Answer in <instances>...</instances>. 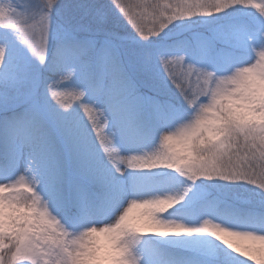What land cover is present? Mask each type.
Segmentation results:
<instances>
[{
  "label": "clouds",
  "instance_id": "9594fccd",
  "mask_svg": "<svg viewBox=\"0 0 264 264\" xmlns=\"http://www.w3.org/2000/svg\"><path fill=\"white\" fill-rule=\"evenodd\" d=\"M61 3L0 0V29L11 31L37 66L51 73L32 85V105L44 96L68 143L79 154L105 159L113 180L130 176L133 187L100 218H81L73 198L68 218L45 166L46 121H36L31 138L0 139V264H154L141 244L147 235L211 238L220 255L209 264H264V0H110L134 33L107 42L110 64L130 90L155 92L164 118L150 148L130 146L127 152L117 141L123 130L112 91L78 78L70 57L77 43L72 32L81 28L56 20ZM229 10L258 23L243 15L213 23ZM93 21L105 25L109 17L97 11ZM199 26L210 35L196 31ZM157 38L161 43L153 45ZM125 45L156 51L126 59ZM8 58L9 42H0V68ZM154 80L174 88L179 99L161 92ZM142 176L153 182L138 185ZM200 180L224 183L205 190L195 222L176 217L171 210L187 202Z\"/></svg>",
  "mask_w": 264,
  "mask_h": 264
},
{
  "label": "rangeland",
  "instance_id": "374dc122",
  "mask_svg": "<svg viewBox=\"0 0 264 264\" xmlns=\"http://www.w3.org/2000/svg\"><path fill=\"white\" fill-rule=\"evenodd\" d=\"M99 12L107 13L109 22L105 25H98L93 21L94 15ZM246 11V10H245ZM243 13L238 10H229L228 13L221 14L216 18L214 24H224ZM250 24L256 25L257 19L243 15ZM56 20L66 27L71 25L73 28L79 26L80 31H73L72 38L77 42L73 48L71 59L77 65L78 78L80 82H93L110 89L115 97L112 105L117 113V126L123 130V138L118 135L117 141L123 151H129V147L136 149H148L154 143L159 128L164 124V118L160 115L152 97L156 94L147 87L138 90H130L128 85L118 80V70L110 64L108 41L119 43L118 36H127L131 39L134 36L130 27L118 17L110 7V0H68L61 3L56 15ZM210 35L206 26H199L195 29ZM191 35V33H185ZM172 39L167 41L171 43ZM56 39L52 40V52L56 48ZM159 38L155 39L153 45L160 44ZM145 49H150L155 54L154 46L147 45H125V58H135L142 55ZM52 55L50 53L49 61ZM110 75L105 78V72ZM51 73L43 68H39L36 62L28 53L27 48L21 44V55L18 65V74L8 90L0 93V131L6 137L11 135H25L22 133L23 126L16 120V117H6V113L15 110L32 109L44 114L49 135L54 138H61L62 149L67 151L62 153L70 159L69 166L72 169L71 189L77 187L76 199L80 202L81 218L92 215L100 218L113 211L121 198L126 194H131L133 182L130 176L113 180L110 173V165L105 159L99 157L89 158L79 154L77 149L68 143L65 136L61 133V122L57 113L46 103L44 96H39L38 105L33 106L29 99L32 85L36 79L43 80ZM143 77H139L142 79ZM153 83L158 85L159 90L166 95L179 99L178 93L174 88L166 89L159 80ZM26 127L23 128V130ZM26 132V131H25ZM49 138V137H48ZM43 141L44 155L50 141ZM48 140V141H47ZM65 150V149H64ZM67 152V153H66ZM69 155V156H68ZM14 153H10V161L14 160ZM54 162V161H52ZM54 164V163H53ZM47 172H56L57 166L51 164L49 160L45 163ZM61 166V165H60ZM61 173V169H60ZM54 178V176H52ZM76 181L74 184L73 181ZM151 179L139 177L136 183L140 186L152 183ZM222 181L200 180L194 183L193 190L190 192L187 202L177 205L171 210L176 217L183 218L189 222H195L202 214V206L205 203V190H212L214 186L221 185ZM61 181L56 186H50L53 194L60 196V203L63 202L61 195L66 194ZM249 190L252 186H247ZM59 189V191H57ZM99 189L101 191H99ZM99 194V195H97ZM259 197H254L258 201ZM252 207H259L258 202H254ZM68 218L69 217L68 215ZM172 241H178L173 243ZM141 244L153 260L154 264L163 261V264H209L220 255L218 248L214 247L211 238L203 237H167L162 238L156 235L143 237ZM159 244V248L154 245ZM175 251L169 255V251Z\"/></svg>",
  "mask_w": 264,
  "mask_h": 264
},
{
  "label": "trees",
  "instance_id": "16d2710c",
  "mask_svg": "<svg viewBox=\"0 0 264 264\" xmlns=\"http://www.w3.org/2000/svg\"><path fill=\"white\" fill-rule=\"evenodd\" d=\"M65 1L68 0H62L63 3ZM3 41L9 42V58L6 61L5 67L0 68V93L8 90L9 87L12 85L13 81L15 80V78L17 77L18 65L21 55V43L16 39V37L13 35L11 31L0 29V42ZM28 112L33 114L31 119L28 118V115L26 114L25 110L22 109L6 113L5 115L6 117H10V118L15 116L16 120L19 121L18 123L22 125L23 128L26 127L24 130L22 128L23 131L22 133H25V135L24 134L23 135L28 138H31L32 132L35 128L36 121L41 117L44 120L45 118H44V114L39 111L28 109ZM47 128L48 126L46 123V129ZM49 133L50 132L47 129V137L45 139L49 137L48 140L50 141L51 144L48 147V150L45 151V153L47 154L44 155L45 162L48 163V161L50 160L51 164L54 165V167L57 166L56 172H52V173L47 172L50 180V186H56V184H58V182L61 181V186L59 189H62L61 187L64 186L63 188L65 189L63 190L66 191V194L63 193L61 197L63 200V204L67 205L68 214L71 217L72 216L71 202L73 198H76L75 192H72V189L70 187L72 181L71 178L72 170H71V166H69L68 161L71 162V160L66 159L67 157L62 153V151H64V148L62 149L60 140L58 138H54L53 136L49 135ZM5 137L6 136L0 131V139H3ZM60 169H61V173H60ZM52 176H54V178H52ZM59 189H57V191H59ZM74 189L77 190V187H75ZM168 253L172 254L175 253V251L172 252L170 250Z\"/></svg>",
  "mask_w": 264,
  "mask_h": 264
}]
</instances>
